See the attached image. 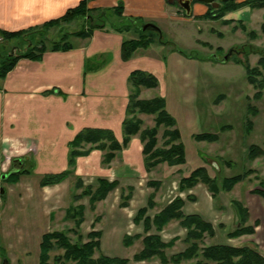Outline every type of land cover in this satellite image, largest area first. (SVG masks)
Instances as JSON below:
<instances>
[{"label":"crops","instance_id":"obj_1","mask_svg":"<svg viewBox=\"0 0 264 264\" xmlns=\"http://www.w3.org/2000/svg\"><path fill=\"white\" fill-rule=\"evenodd\" d=\"M80 1L82 0H0V30L17 32L40 26L61 17ZM173 4H169L167 0H87L90 9L114 8L120 5L123 8V17H130L137 24H152L162 34L170 32L171 26L181 20L177 7ZM246 9L227 14L223 21L244 18L249 20L256 12H264V9ZM206 11L205 5L194 3L191 14L200 17ZM130 39H133L130 33L120 34L109 28L94 30L87 39L74 38L75 41L71 43L72 48L69 50L47 51L38 60H18L6 77L0 80V264H21L19 257L28 254L26 248L29 245L38 250L39 257L42 235L59 231L58 222L65 218V213L70 207L84 206L75 205L79 201H72V196L76 193L70 196L67 188L70 181L74 182V186L77 180L82 181L84 186H96L98 179L116 181L120 192L122 189H125V192L127 188L133 189L132 201L141 196V186L145 183L144 190L148 201L154 191L147 183L155 181L162 186V181L153 177L155 170L177 168L160 164L147 172L143 145L139 137L134 136L109 165L102 164L101 151L92 150L86 156L76 158L72 173L62 182L52 186H40L43 177L68 170L69 143L81 130H110L115 139L119 143L122 142V122L126 117L129 94L128 77L132 72H147L157 79L158 86L154 89H141L139 99L163 98L169 113L166 83L171 64H180L181 56L176 53L162 56V50L171 46L152 44L146 50H137L130 60L123 61L121 46L124 40ZM146 117L150 119L148 126L151 123L154 125L153 116H139L143 122ZM142 129H145L144 125ZM20 172L24 173L20 174L17 183L6 181L10 174ZM2 176L6 178L3 179ZM200 186L199 184L188 192L193 198L191 201L181 197L184 201L182 212L184 215H198L210 223L207 218L211 209L207 208L205 192L199 189L204 197L202 203H198L194 192ZM73 189L78 191L74 187ZM115 191L116 189L110 192L104 201L97 203L95 210ZM206 192L211 204L219 198L218 196L213 200L207 189ZM154 195L155 207L152 210L158 207L159 201L158 191ZM187 203L199 205L198 213H193L195 211L191 209L186 211ZM244 207L248 209L251 218V211L247 206ZM232 217L234 221L237 220L234 212ZM173 223L176 222L169 223L159 235L163 242L177 238L175 246L178 241L183 242L186 230L176 223L183 230L184 237L174 236L168 241L163 240V232ZM139 225L142 232L135 235L143 236L142 224L136 226ZM259 225L253 235L237 239H228L227 236L226 238L239 241L238 239L246 237L248 243L235 246L256 248V240L253 237L256 236ZM220 227L224 228L223 225ZM224 230L225 235L233 231H227L226 228ZM135 235L126 234L118 238V242L123 245L125 236ZM101 238L102 232L100 248ZM136 241L141 242V239Z\"/></svg>","mask_w":264,"mask_h":264},{"label":"rangeland","instance_id":"obj_2","mask_svg":"<svg viewBox=\"0 0 264 264\" xmlns=\"http://www.w3.org/2000/svg\"><path fill=\"white\" fill-rule=\"evenodd\" d=\"M244 1H235V4L239 7L227 14L236 13L242 8L253 10L247 6H240ZM173 5L177 7V13L181 20L171 26L170 32L161 33V39L165 42L164 45L171 46L163 49L161 55L166 57L169 54L176 53L181 56L182 62L180 64H171L166 83V100L169 113L176 120V128L181 135L180 143L185 149L186 163L171 170H155L153 177L160 179L162 186L158 182L160 185L155 191H158V207L155 210H149L147 215L153 217L152 215L168 202L170 203L174 196L186 199L190 190L183 191L184 193L180 192L178 180L188 176L195 168L205 167L208 175L215 179L218 184L225 178L241 175L247 170H253L254 173L238 183L230 193L220 192L219 198L213 201L212 204L205 186L204 188L200 184L201 186L197 187L194 192L197 195L198 203L204 201L199 189L201 188L205 192L207 208L211 209L207 219L215 230V236L213 238L205 237L203 245L235 246L249 242L246 237L238 239L239 241H231L225 235L224 228L227 231H232L237 224V220L234 221L232 217L234 210L231 206V200H238L251 211V218H249L247 224L252 225L259 221L260 225L256 229L257 234L253 239L256 240V250L264 256V199L251 194L252 190L260 189V182L264 181V157L254 161L247 158L250 146L255 145L264 148V91L261 98L255 99L253 97L255 90L247 83L244 67L235 63L238 60L248 62L251 67H256L259 55L253 53L243 56L242 54L232 53L228 61L222 62L224 56L233 47L249 44L253 48L264 50V12H256L249 20L244 18L223 21L227 14L219 20L202 19L198 16L195 17L193 14L187 17L176 4ZM205 20L209 21L205 22ZM137 25L140 29L143 26L140 23ZM79 27V22L78 24L73 23L68 27H64L63 31H75ZM241 28H245L247 33L254 32L256 38L249 39ZM128 33L133 36V39L139 37V32L135 30ZM155 34L154 31H148L146 34L147 37H153V42L150 45H159ZM47 35L48 38L56 37V30H52ZM74 41V38L69 39L70 44ZM202 43H206L208 46H203ZM25 44L26 42L21 40L5 41L0 38V65L3 56L11 52L14 55L17 54L18 48L22 49ZM179 50L191 54L192 59L182 56L178 52ZM213 57L216 61L212 60ZM249 109H253L254 112ZM146 118L144 122L139 119L145 129L152 128L153 123L148 126L150 119ZM249 122L250 128L248 129L249 133H247ZM163 131V127L158 131L157 148H162ZM201 133L216 134L218 140L214 143L196 142L193 136ZM73 187L74 182L70 181L67 185L70 196L81 191H75ZM141 187L143 188L140 193L141 196L139 195L133 201L130 199L131 202L127 208L120 207L122 199L120 198L119 186L116 188L115 193L111 194L105 202L100 203L93 212L89 209L88 198H83L76 203L75 205L83 204L85 208L84 222L81 224L78 233L83 237V242H86V234L94 226L95 230L102 232V245L100 248L102 254L129 259V264H160L158 259L140 263L131 261L132 256L142 248L140 241H134V245L129 248L118 242V238H122L126 234L135 235L142 232L140 225L136 226L132 223L137 209L146 205L145 183ZM150 188L153 191L155 190L152 187ZM199 208V205L187 203L186 211L191 209L195 211L193 213L197 214ZM96 217L99 218V221L94 222ZM58 223V230L64 233L74 228V223L70 220L66 221L65 218ZM176 223L165 229L162 234L163 240L168 241L174 236L184 237L183 230ZM222 225L224 226L223 229L220 227ZM66 236L72 243L78 242L75 234L67 233ZM185 247L184 242L178 241L173 248L166 250V255L170 257L183 251ZM37 251L36 248L29 245L26 248L28 254L22 258L19 257L20 263L38 264ZM61 252H52L48 264H54L53 256ZM97 256L98 252L94 254V258H97Z\"/></svg>","mask_w":264,"mask_h":264},{"label":"trees","instance_id":"obj_3","mask_svg":"<svg viewBox=\"0 0 264 264\" xmlns=\"http://www.w3.org/2000/svg\"><path fill=\"white\" fill-rule=\"evenodd\" d=\"M196 3V2H194ZM175 4V3H174ZM240 6H247L250 9H264V0H245ZM208 11L200 16L202 19L219 20L230 11L236 10L239 5L234 2H227L221 5L218 10ZM79 22V28L75 31H63L73 23ZM109 28L116 33H128L132 30L139 32L137 39L124 40L121 46V58L123 61L130 60L138 49H146L153 42V37H147L148 31H142L132 18L123 17V8L118 5L114 8H96L90 9L87 6V0L80 1L77 6L67 10L61 17L43 23L40 26L28 28L27 30L17 32H6L0 30V38L5 41L21 40L26 42L22 49L17 50V54H6L3 56L0 65V80L14 68L20 59L38 60L41 55L47 51H66L72 48L69 42L70 38L87 39L94 30ZM56 30V37L48 38V33ZM245 32V28H241ZM157 42L164 45L165 42L159 37L158 32L154 31ZM249 39H255L254 32H245ZM46 42H49L48 44ZM169 43V42H167ZM203 46H208L202 43ZM233 53L258 54L259 60L256 67H251L248 62L236 60V64L244 67L247 83L255 90L254 98L259 99L264 91V50L253 48L246 44L239 47H233ZM247 49V51H245ZM182 56L192 59L191 54L178 51ZM213 61L216 59L213 57ZM128 104L126 108V117L122 122L123 139L119 143L113 133L106 129L85 128L81 130L69 143L68 170L54 175H47L40 181V186H52L59 184L66 179L73 171L75 160L78 157L86 156L92 150H99L103 153L102 164L109 165L116 157V154L125 148L132 137L138 136L143 145L144 163L147 172H150L160 164L168 167L182 166L186 162L185 149L180 143V133L175 128L174 118L166 111V102L163 98L156 97L151 100H140L141 89H154L158 86L157 79L151 74L143 71H134L128 77ZM250 110V109H249ZM254 112L253 109L250 110ZM139 115H148L154 117V126L148 129H142V121ZM247 125V133H249ZM163 127L162 148H157V134L159 128ZM229 128V127H227ZM196 142L214 143L218 136L212 133H201L193 136ZM264 157V148L252 145L248 148L247 158L254 161ZM24 172L10 174L6 179L9 183H17L20 174ZM253 170H247L241 175L223 179L219 184L211 178L205 167L195 168L188 176L179 180L178 189L180 192L191 190L199 184L206 187L213 200H216L220 192L228 193L240 182L253 174ZM118 182H108L98 179L97 185L84 186L82 181L77 180L74 188L81 190L79 194L72 196V201L78 202L83 198H88L90 211H94L96 204L104 201L108 194L118 187ZM149 187L154 188V193L159 187L158 182L149 181ZM260 189L251 191V194L264 199V181L260 182ZM122 190L120 198L121 208H126L131 199L133 189ZM154 193L148 198L145 207L137 210L133 222L142 224L143 236L135 235L133 237L125 236L123 245L130 247L134 241L141 239L142 248L135 253L131 261L135 263L146 262L152 259H158L160 264H264V256L260 254L253 246H230V245H203L205 237L213 238L215 230L211 223L204 221L198 215H184L182 207L183 199L174 198L161 211L149 217L147 212L154 209ZM193 198L186 197L191 201ZM231 206L237 217V227L227 233L228 239H237L245 235H253L255 228L259 225L256 221L252 226L247 225L249 214L248 209L239 201H231ZM84 206L77 205L70 207L65 213V220L74 223L67 233H73L77 236L78 242L72 243L63 231H50L42 235L39 244V264H48L50 254L56 251H62L53 256L54 264H129L130 260L125 258L108 257L100 251L101 232L95 230L94 226L86 234V242L78 234L81 224L84 222ZM95 221H99L96 217ZM177 222L181 228L186 230L183 242L186 247L183 251L170 257L166 255V250L174 246L177 238L168 242H163L159 233L171 222ZM98 252L97 258L94 254Z\"/></svg>","mask_w":264,"mask_h":264},{"label":"water","instance_id":"obj_4","mask_svg":"<svg viewBox=\"0 0 264 264\" xmlns=\"http://www.w3.org/2000/svg\"><path fill=\"white\" fill-rule=\"evenodd\" d=\"M234 1L237 0H167L169 4L175 3L185 13L187 17L191 16L192 5L194 4V2L205 6H209L213 10H218L222 4L227 2H234ZM141 29L142 31H146L149 29L154 30L158 32L159 37L161 38V32L156 26L152 24H144ZM232 53H233V49H230L228 53L224 56L222 62L228 61ZM2 178L4 179L6 178V176H2Z\"/></svg>","mask_w":264,"mask_h":264}]
</instances>
